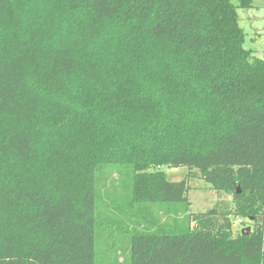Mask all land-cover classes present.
<instances>
[{
    "label": "trees",
    "instance_id": "obj_1",
    "mask_svg": "<svg viewBox=\"0 0 264 264\" xmlns=\"http://www.w3.org/2000/svg\"><path fill=\"white\" fill-rule=\"evenodd\" d=\"M236 8L0 0V264H264V59L243 46ZM108 166L131 206L163 202L172 221L135 222L128 260L100 263ZM190 178L234 209L192 212Z\"/></svg>",
    "mask_w": 264,
    "mask_h": 264
},
{
    "label": "rangeland",
    "instance_id": "obj_2",
    "mask_svg": "<svg viewBox=\"0 0 264 264\" xmlns=\"http://www.w3.org/2000/svg\"><path fill=\"white\" fill-rule=\"evenodd\" d=\"M230 1L237 6L238 23L245 34L243 46L252 50L257 57L264 59V0H251V7L248 8L238 7V0ZM111 170H113L111 166H108L98 174L101 179L110 175L105 183L107 190L102 189V196H98L96 201L97 240L95 249L96 261L100 263H112L117 258L128 260L129 234L133 231L131 227L135 222H142L143 219L148 221L151 217L160 218L161 222L170 223L172 221L170 216H165L163 202L135 203L131 206L128 201V192L124 188L127 181L126 174L117 170L111 172ZM161 170L169 181H180L187 174V168L184 166H162ZM113 184L118 185L117 191L113 190ZM188 185L187 196L192 212H204L214 206L224 211L234 209L232 194L214 190L199 178L188 179ZM144 205L146 207H142ZM230 219L232 235L249 227L247 219L243 216H231ZM246 232L244 234L248 235L250 231ZM116 250L120 251L119 255H116Z\"/></svg>",
    "mask_w": 264,
    "mask_h": 264
},
{
    "label": "water",
    "instance_id": "obj_3",
    "mask_svg": "<svg viewBox=\"0 0 264 264\" xmlns=\"http://www.w3.org/2000/svg\"><path fill=\"white\" fill-rule=\"evenodd\" d=\"M244 229L247 231L246 233H248L250 231V228L249 227L244 228Z\"/></svg>",
    "mask_w": 264,
    "mask_h": 264
}]
</instances>
